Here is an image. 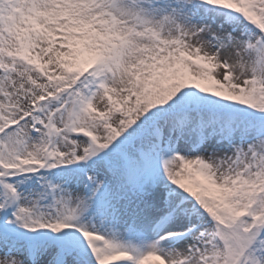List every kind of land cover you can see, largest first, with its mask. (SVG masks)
Wrapping results in <instances>:
<instances>
[{"label": "snow or ice", "instance_id": "6c2138e0", "mask_svg": "<svg viewBox=\"0 0 264 264\" xmlns=\"http://www.w3.org/2000/svg\"><path fill=\"white\" fill-rule=\"evenodd\" d=\"M0 264H264V0H0Z\"/></svg>", "mask_w": 264, "mask_h": 264}]
</instances>
